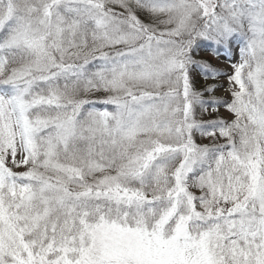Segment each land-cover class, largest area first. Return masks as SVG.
Returning <instances> with one entry per match:
<instances>
[{
	"label": "snow or ice",
	"instance_id": "snow-or-ice-1",
	"mask_svg": "<svg viewBox=\"0 0 264 264\" xmlns=\"http://www.w3.org/2000/svg\"><path fill=\"white\" fill-rule=\"evenodd\" d=\"M0 264H264V0H0Z\"/></svg>",
	"mask_w": 264,
	"mask_h": 264
},
{
	"label": "rangeland",
	"instance_id": "rangeland-1",
	"mask_svg": "<svg viewBox=\"0 0 264 264\" xmlns=\"http://www.w3.org/2000/svg\"><path fill=\"white\" fill-rule=\"evenodd\" d=\"M200 55L204 56V57L209 56L208 53H201ZM236 59H238V57H236ZM212 61L222 71L228 72V73L231 72V68L228 66V61H226L225 59H223V58L216 59L215 57H212ZM196 79L198 82V84H197L198 87L204 83V81L202 79H200L198 74H196ZM216 82L219 83L220 85H222V87L217 90L216 95L224 97V98H229V93L226 91L229 87L227 76L220 77ZM221 113L225 114L223 108H221ZM20 170H23V169H20Z\"/></svg>",
	"mask_w": 264,
	"mask_h": 264
}]
</instances>
